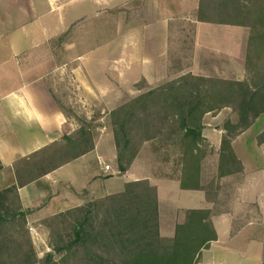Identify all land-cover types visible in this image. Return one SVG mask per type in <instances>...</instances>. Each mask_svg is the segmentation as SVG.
<instances>
[{
  "label": "trees",
  "instance_id": "1",
  "mask_svg": "<svg viewBox=\"0 0 264 264\" xmlns=\"http://www.w3.org/2000/svg\"><path fill=\"white\" fill-rule=\"evenodd\" d=\"M194 16L202 22L248 29L245 77L223 79L188 71L152 87H146L141 78L133 85L139 93L112 108L106 122L114 138L119 172L128 170L149 143L162 161L179 171L180 188L204 191L212 208L182 211L173 235L162 236L156 186L148 179L129 181L119 192L46 218L52 250L39 258L18 187L92 150L93 124L101 117L98 113L78 115L66 99L59 101L60 108L76 121L77 130L62 137L59 144L17 161L16 183L0 189V264H202V250L217 237L211 218L230 211L235 186L243 178L232 141L264 113V0H198ZM225 107L234 118H226L221 125L224 133L216 174L203 182L202 166L212 154L202 134L204 116ZM262 141L258 137V143Z\"/></svg>",
  "mask_w": 264,
  "mask_h": 264
},
{
  "label": "crops",
  "instance_id": "2",
  "mask_svg": "<svg viewBox=\"0 0 264 264\" xmlns=\"http://www.w3.org/2000/svg\"><path fill=\"white\" fill-rule=\"evenodd\" d=\"M171 1H149L147 4L144 3L143 7L139 5V11L134 10L136 14L138 12H141L139 14L144 12V14L134 19L133 24L128 23V19L125 18L113 23L116 25L115 30H113V24L111 25L112 34H114L112 37L116 41L120 40L122 49L120 56L111 60L113 63H106L98 57V62L94 63L90 53L70 51L69 54L73 57L68 65H50V59H46L39 64L29 66L24 65L20 60L14 67L7 65L8 60L0 53V68H4L0 70V189L16 183L14 164L17 161L43 147L59 144L62 137L71 135L77 130L78 124L64 115L59 103L66 99L72 102L70 90L73 87L82 94V99L79 98L80 103L88 102L100 106L99 119L103 120L109 110L105 111L101 105L122 103L126 89L130 91V87H133L132 85L141 78L146 85L152 87L161 81L168 80L173 73H185L182 72L184 65H181L184 61L189 62V71L196 75L233 80H241L245 77L244 58L248 29L244 26L198 21L194 16L198 0H194L191 9L193 18L187 21L191 35L190 37L181 35L180 38L185 40L184 47L174 51L170 43V24L175 25L177 31L182 14L174 15L179 17L175 20H172L171 14L159 16L162 12L160 7L163 11L165 8L168 10ZM146 6H149L150 11H158V16L152 19ZM10 51L12 52L9 56L11 60L14 55L22 56L24 53L17 50ZM57 54L58 51L47 49L46 52L42 51L38 55L56 56ZM3 72L4 74H1ZM101 75H106V80L102 79ZM53 77L57 80L52 79ZM64 77L69 82L64 83L66 81L63 80ZM137 91L139 93V90ZM232 115L234 114L231 109L225 107L216 114L208 113L204 116L205 128L202 134L215 157L212 158L214 163L208 161L203 163V182L216 174L218 151L224 133L221 126L217 129L212 126L228 117L231 118ZM262 117L264 118V113L232 141L234 152L243 166V178L240 184L235 186L229 203L230 211L216 214L211 218L217 237L210 242L208 248L202 250V264H262L264 257V138L261 143H258L255 137L264 132V119L254 133L253 141V151L259 163H245L246 160L238 152L241 136L250 131L256 121ZM206 119H208L207 123H205ZM97 122L95 144L92 150L18 187L20 203L23 209L27 210V227L41 239V235L48 233L44 225L46 218L94 198L119 192L126 182L140 179H148L152 185L156 186L158 212L160 199L157 181L165 180L172 186H178V192H201L200 207L188 208L180 204L179 200L171 205L170 208L176 216L174 226L178 220V213L186 209L212 208L213 204L206 200L204 191L180 188L177 178L179 171L175 172L171 169V163H165L167 171L169 170L166 176L160 177L154 173H147L140 177L137 173L143 172L146 165L137 155L128 170L119 172L111 128L107 122L99 123V120ZM101 144L103 148L108 146L111 148L113 168L110 162L104 160ZM105 165L109 168L104 169ZM174 226L170 228L169 236L173 235ZM160 230L159 225V232ZM33 244H36L35 240ZM44 247L46 252L50 250L48 244ZM204 256H206L205 259Z\"/></svg>",
  "mask_w": 264,
  "mask_h": 264
},
{
  "label": "rangeland",
  "instance_id": "3",
  "mask_svg": "<svg viewBox=\"0 0 264 264\" xmlns=\"http://www.w3.org/2000/svg\"><path fill=\"white\" fill-rule=\"evenodd\" d=\"M149 1L153 0H0V53L3 55V58L8 60L9 64L7 65L10 66H16L20 60L21 63L29 66L39 64L46 59H50V65H68L73 57V55L69 54L70 51L88 52L94 63L98 62V58H102L106 63H113L111 60L118 58L122 49L120 40L116 41V39L112 37L114 34H112L111 25L117 20L119 22L125 18L128 19V23L132 22L133 24L134 19L144 14V12H142V14H139L141 12H138V14L134 12L140 10L138 9L139 5L143 7L144 3L147 4ZM156 1L158 2V0ZM193 1L194 0H172L169 9L166 10L165 8V11L160 7V11L162 12H160L159 16L171 14L172 20H175L182 14L180 16L181 18H179L180 26L178 25L179 28L177 31L175 25H172V23L170 24V43L173 45L171 49L174 51H179L180 48L184 47L183 43H185V40L184 38H180L181 35L185 34L186 37H190L191 35V29L187 21L193 18V15H191V9L194 5ZM146 9L152 19L158 16V11H150L149 6H146ZM119 12H121L120 15H117ZM146 17H148L147 13ZM115 28L116 25L113 24V30H115ZM175 37L177 38L175 39ZM47 49L58 51V54L56 56L38 55L42 51L46 52ZM10 50H17L18 52L24 53L22 56L14 55L11 60L9 59L12 53ZM21 58H23V60ZM188 63V61L181 63V65H184L182 72L189 71L190 66ZM1 69L4 68H0V70ZM1 74H4V72ZM99 74L101 73L99 72ZM178 74H171L169 79L176 77ZM101 78L106 80V75H101ZM52 79H54V77ZM63 80H66L65 82L62 81L64 83L69 82L65 77ZM163 82L161 81L160 83ZM56 85L59 86L60 84L56 83ZM146 87L151 86L146 85ZM125 92L124 100L138 94V91L134 87H130V91L126 89ZM70 94H72L71 96L73 99L70 103L73 107H76L78 115L85 114L89 117L95 116L97 113L100 115V106H95L88 102L84 104L80 103L79 98L82 99V94L78 89L74 87L71 88ZM63 105L67 107V105L62 104V106ZM118 105L119 104L116 103H110L107 105L103 104L101 107H103L105 111H107V109L110 111ZM213 114L216 113H211V115ZM231 118H234V115H232ZM106 119L107 115L103 120H98L99 123L100 121L106 123ZM263 119L262 117L257 120L253 128L245 132L240 138L238 152L241 153L242 158L247 161H245V163H259L253 151V141L254 133L260 127V124H262ZM207 121L208 119L205 120V123H207ZM222 122H218V124L212 127L217 129L222 125ZM93 125L96 138L95 127L98 126V122L96 123L95 121ZM258 137L264 138V132L259 134ZM258 137L256 136L255 140H257ZM106 146H108V144H106ZM100 147L102 148L104 160L110 162L109 164L113 168V152L111 148H109V146L103 148L102 144ZM214 157L215 156L212 154L208 155L206 157V162L214 163V160L212 161ZM138 158L144 161L146 165V168H143V172L137 173L140 177H143L147 173H154L155 175L163 177L169 172V170L167 171L166 169L165 163L167 162L162 161V156L157 155L153 146L149 143L143 145L138 154ZM157 185L160 199V232L163 236H169V230L174 226L173 224L176 217L174 211L170 208L171 205L174 204L176 200H179V203L185 207H200L202 205L200 199L202 194L198 191L178 192V186H172L165 180L157 181ZM179 217L180 214L178 213L177 218ZM28 230L31 240L33 239L36 242V244L33 245L37 256L39 258L43 257V255L47 253L44 245H49L48 233L44 236L41 235V239L33 230L30 228ZM49 248V251H51L50 245ZM205 258L206 256H204V259Z\"/></svg>",
  "mask_w": 264,
  "mask_h": 264
},
{
  "label": "built area",
  "instance_id": "4",
  "mask_svg": "<svg viewBox=\"0 0 264 264\" xmlns=\"http://www.w3.org/2000/svg\"><path fill=\"white\" fill-rule=\"evenodd\" d=\"M108 168H109V166H108V165H105V166H104V169H108Z\"/></svg>",
  "mask_w": 264,
  "mask_h": 264
}]
</instances>
